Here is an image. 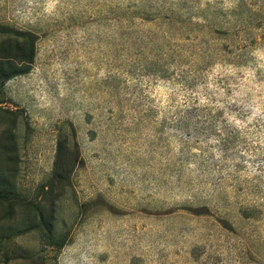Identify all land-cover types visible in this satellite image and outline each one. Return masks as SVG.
I'll return each instance as SVG.
<instances>
[{
	"label": "rangeland",
	"instance_id": "1",
	"mask_svg": "<svg viewBox=\"0 0 264 264\" xmlns=\"http://www.w3.org/2000/svg\"><path fill=\"white\" fill-rule=\"evenodd\" d=\"M0 264H264V0H0Z\"/></svg>",
	"mask_w": 264,
	"mask_h": 264
}]
</instances>
